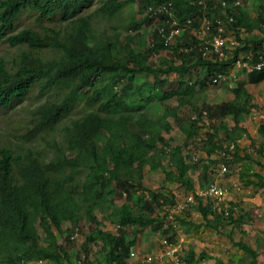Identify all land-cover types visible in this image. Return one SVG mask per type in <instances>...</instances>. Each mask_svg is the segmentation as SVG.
Wrapping results in <instances>:
<instances>
[{
  "label": "trees",
  "instance_id": "1",
  "mask_svg": "<svg viewBox=\"0 0 264 264\" xmlns=\"http://www.w3.org/2000/svg\"><path fill=\"white\" fill-rule=\"evenodd\" d=\"M157 1L166 0H140L145 6ZM167 1L173 2V15L182 25L190 17L195 26L200 11L208 8L206 16L225 18L236 28L238 38L242 28L248 33L258 28L261 35L241 37L243 43L230 57L219 54L205 57L200 40L192 34L189 43L195 45L197 53L192 64L187 63L189 53L183 49L173 61L155 62L150 48L138 50L100 36L99 21L108 15L119 17L125 9L123 0H107L93 12L86 9L94 0H0V45L9 47L6 50L9 56L0 58V119L2 124L5 122L3 130L0 129V264L69 262L74 239L63 227V221L70 218L77 222L86 216L99 224V212L117 224L116 231L97 228L88 238L102 240L108 264H127L126 246L135 241L129 236V226L156 227L164 217L154 214L155 209L176 202L173 195L152 190L146 184V160L161 165L162 158L170 156L176 171L167 173L192 186L188 174L191 163L182 148L166 150L170 144L159 133L160 128H168L165 114L159 110H127V98L121 94L124 80L133 84L138 73L150 72L157 77L196 67L207 73L201 80L205 76L211 78L217 72L228 71L240 54L248 51L255 56L245 57L244 61L258 62L260 41L264 40V6L254 23L241 4L223 6L218 0ZM233 7H239L235 16ZM167 46L159 41L153 49L158 51ZM246 72L251 83L264 80V65L247 68ZM167 80L163 78V83ZM192 83L187 91L174 90L164 93V97H179L185 102L184 96L194 92ZM37 88L41 94L57 90L60 96L24 106ZM239 98L206 107L211 119L215 115L234 118L233 128L222 122L216 125L210 121L208 126L203 122L209 128L204 137L206 152L211 155L226 150L237 160H254L264 166V160L239 152L236 140L245 130L241 120L250 112L246 102L241 103ZM22 105L21 114L17 107ZM199 123L190 119L183 126L192 136L200 131ZM60 127L62 134L58 135ZM221 128L235 144L233 147L216 139ZM159 142L165 146L164 150L157 148ZM51 151L54 157L48 159ZM87 167L90 172L82 179ZM107 182L113 183L121 194L124 189L127 201L117 204L102 193L100 187ZM148 191L151 197L147 196ZM137 192L136 205L149 214L134 212L129 199ZM191 205L218 231L233 222L232 209L226 215L202 200ZM169 237L176 240L172 234ZM238 243L252 254L251 263L257 264V250L243 241ZM84 250L88 254L86 245ZM201 257L206 256L202 253ZM199 259L195 250L190 249L185 262L193 264Z\"/></svg>",
  "mask_w": 264,
  "mask_h": 264
},
{
  "label": "rangeland",
  "instance_id": "2",
  "mask_svg": "<svg viewBox=\"0 0 264 264\" xmlns=\"http://www.w3.org/2000/svg\"><path fill=\"white\" fill-rule=\"evenodd\" d=\"M107 0H94L88 6L86 12H93ZM125 9L119 17L108 15L98 23L100 36L109 42L118 45L128 44L138 50L150 48L153 52L151 59L155 62H170L176 59V53L180 50L187 51L189 56L187 63L192 64L195 45L189 43L192 34L197 35L200 29L202 19L208 13V8L200 11V18L195 26H189L183 29L172 38L171 44L161 50L153 49L156 42L161 41L157 35L156 26L163 21L172 18L170 9H159L148 11L147 6L140 0H123ZM231 5V4H230ZM264 6V0H242L240 7L246 10L249 20L256 23L259 9ZM239 7H233L232 14L238 13ZM208 17V16H207ZM148 18H151L148 21ZM210 18V17H209ZM226 20V19H225ZM148 21V22H147ZM227 21V20H226ZM225 35L234 37L239 44H242L240 38H249L250 35H261L257 28L248 33L244 28L240 29V38L237 37L236 28L229 22L224 23ZM185 31V32H184ZM184 32V33H183ZM238 44V45H239ZM237 45V46H238ZM236 47H225L224 57H230ZM199 48V46H198ZM9 47L5 44L0 45V58L9 54L6 52ZM212 55V54H211ZM214 56V55H212ZM253 52H242L240 59L232 63L229 70L225 72V79L212 83L202 67L186 69L182 72H172L170 74H159L155 77L150 72L138 73L133 84H126L121 88V94L126 96L128 101L127 110L132 112H154L159 110L164 113L168 122V128H160L159 133L166 138L170 148L179 146L186 155L187 161L191 163L188 174L192 180V186L177 179L171 171H176V167L170 156L162 158L161 165L151 163L146 160L144 165V181L152 190L163 191L168 195H173L176 202L167 204L163 208H156L154 214L164 215V219H159L161 223L157 226L130 225L128 228L129 236L135 241L126 249L137 252L138 258L142 261L150 257L151 261L141 262L140 264H187L185 257L190 249L196 252V258L200 259L193 264H252V254L243 248L238 241H243L257 250V264H264V166L254 160H237L232 152L216 151L211 155L206 152L204 137L209 130L207 126L210 121L216 125L220 122L234 127V118L230 115H215L212 119L206 114L208 105L235 99L240 96L239 101L245 103L250 109L241 120V126L245 129L237 138L239 152L251 153L259 160H264V80L259 83H251L247 79V68L251 67L252 62L244 61L245 57L252 58ZM259 57L264 58V40L260 41ZM180 62V60H178ZM163 78L169 80L164 81ZM194 86V92L191 95L184 96L185 102H181L179 97H164V93L174 90L187 91L190 85ZM60 95L57 90H52L41 94L39 88L27 99L23 105L34 106L52 97L58 98ZM23 105L17 107L18 113H23ZM190 119L200 121V131L190 136L184 129L183 124H188ZM5 122L2 124L0 119V129L3 130ZM62 134V127L58 135ZM224 145L233 143L226 131L221 128L216 137ZM157 148L164 150L165 146L159 142ZM151 152V151H150ZM226 152V153H225ZM54 157L51 151L49 158ZM142 157L141 159H143ZM223 164L227 165V170H223ZM90 169L87 167L83 171L84 179ZM216 183L225 189L224 200H215L212 196L195 197L193 191L208 187L209 184ZM207 187L205 189H207ZM102 193L111 198L112 202L122 204L127 201V192L123 189L122 194L116 186L107 182L104 187H100ZM138 193L129 199L135 213L144 212L145 209L136 205L138 202ZM192 193V202L189 194ZM151 191H148V197H151ZM202 200L204 203L211 204L217 210L223 211L226 208L232 209L234 216L233 222L226 224L220 231L208 225L203 214L194 208L191 204H197ZM214 209V208H213ZM211 216V215H210ZM100 221L96 224L86 216L75 222L70 218L63 221V227L67 233L74 239V247L71 249L70 260L65 264H108L107 250L101 239L91 240L88 238L97 228L102 230L116 231L117 224L109 219L102 217V213H97ZM183 218V222L181 219ZM229 222V221H228ZM78 227V233L75 237L72 234ZM168 229L166 230V228ZM178 238V245L182 250L174 254L161 255L166 250L164 239L169 235ZM66 235V234H65ZM180 239V240H179ZM87 246V252L84 246ZM206 257L202 258L201 254ZM39 261L37 264H41ZM23 264V263H12Z\"/></svg>",
  "mask_w": 264,
  "mask_h": 264
},
{
  "label": "built area",
  "instance_id": "3",
  "mask_svg": "<svg viewBox=\"0 0 264 264\" xmlns=\"http://www.w3.org/2000/svg\"><path fill=\"white\" fill-rule=\"evenodd\" d=\"M221 2L222 5H227L230 2H232L233 4H240L241 0H219ZM172 5V2H160L155 4L154 6L151 5L149 7V9L155 10L156 8L159 9H170V6ZM233 17H231L232 19ZM167 22L170 23V26H167L165 24H161L160 26H158V34L160 35L161 40L166 43V44H171L172 42V38L180 31L181 27H180V21L177 18L172 17L171 19L167 20ZM193 24V19L192 18H188L186 25H192ZM217 24V32L214 33L213 32V26ZM224 21L221 18H218L215 21L208 19V18H204L201 28L198 30V37L203 40L202 45H201V50L203 52L204 55H207L209 53L212 52H218L220 54H222V48L224 46H227L228 43V38L224 35ZM231 45H235L237 44V41L235 39H232L230 41ZM264 65L263 61H259L255 64V67L261 68ZM224 78V75L222 73H218L215 77H213V81L214 82H218L221 79ZM227 165L223 164V170L226 171ZM207 187V186H206ZM205 187V188H206ZM202 188L199 189L200 192L198 190H196L195 192H193V199L196 196H200V197H208V196H212L215 200L218 201H223L224 200V192L225 189L223 187H221L220 185L216 184V183H211L209 184V186L207 187V189ZM189 199L191 200L190 202H192V193L189 194ZM225 213L229 214V209L226 208L225 209ZM78 233V227L76 228V230L74 231V233L72 234V237H75ZM180 240V239H179ZM164 244L166 245V250L164 253H161V255H166V254H174L176 252H178L179 250H182V247L178 246L179 248H176L175 245H178V242H173L170 241L168 238L164 239ZM149 262L151 261L150 257L144 258L142 261L138 258L137 256V252L132 250L130 252V256L128 259V264H140L141 262Z\"/></svg>",
  "mask_w": 264,
  "mask_h": 264
},
{
  "label": "clouds",
  "instance_id": "4",
  "mask_svg": "<svg viewBox=\"0 0 264 264\" xmlns=\"http://www.w3.org/2000/svg\"><path fill=\"white\" fill-rule=\"evenodd\" d=\"M160 2H169V1H157V2H153V3H150L148 6H147V9H148V11H152V9H149V7L151 6V5H155V4H157V3H160ZM172 2V1H171ZM218 2H220L219 0H218ZM241 3H242V0H241ZM240 3V4H241ZM220 4H221V2H220ZM229 4H231V6L232 5H239V4H233L232 2H230ZM172 5H173V2H172ZM172 5L170 6V11H171V14H172V17H174V18H177V17H175L174 15H173V12H172ZM222 5V4H221ZM228 5V4H227ZM227 5H225V6H227ZM224 6V5H223ZM205 18H208V19H211V20H213V21H215L216 22V20L218 19V18H221L223 21H224V23H226V22H228V21H226L225 20V18H223V17H217V19H213V18H209V17H207V16H204ZM231 17H233V16H230L229 18H230V20H234V17L231 19ZM190 18V17H189ZM198 18H200V20L202 19L201 18V15L198 17ZM178 19V18H177ZM188 19V18H187ZM187 19H186V21L184 22V25H182L181 24V22H180V27H181V29H180V31L181 30H183L185 27H189V26H192V25H189V26H187L186 25V22H187ZM193 19V18H192ZM204 19V18H203ZM203 19H202V22H203ZM179 20V19H178ZM180 21V20H179ZM194 22V21H193ZM202 22H201V25H202ZM161 24H165V25H167V26H170V23L169 22H166V21H163V22H160L157 26H156V31H157V35L159 36V38H160V35L158 34V26H160ZM200 28H201V26H200ZM224 28H225V25H224ZM217 24H215L214 26H213V32L214 33H216L217 32ZM179 31V32H180ZM179 32L177 33V36H178V34H179ZM224 35H225V29H224ZM197 38L200 40V50H201V45H202V42H203V40H201L199 37H198V30H197ZM226 36V35H225ZM227 38H228V43H227V46H224L223 48H222V54H220V53H218V52H212V53H209V54H207V55H204L203 54V52H202V50H201V52H202V54H203V56H205V57H212V55H214V54H219V55H223L224 54V48L225 47H236L238 44H239V42L237 41V39L236 38H234V37H229V36H226ZM232 39H235L236 41H237V44H235V45H231V43H230V41L232 40ZM160 40H161V38H160ZM162 41V40H161ZM163 42V41H162ZM166 44V43H165ZM168 45V44H167ZM212 54V55H211ZM259 61H263L264 62V60H263V58L261 57V59L259 60ZM258 61V62H259ZM257 63V62H256ZM256 63H253V64H251V67H248L249 69H251V68H253V67H255V64ZM258 68V67H257ZM218 73H222L223 75H224V78L223 79H225V72H217V73H215V74H213L212 76H211V82L212 83H216V82H214L213 81V77H215ZM223 79H221V80H223ZM220 80V81H221ZM219 82V81H218ZM235 144L233 143V146H234ZM232 146V147H233ZM196 191V190H195ZM195 191H193V192H195ZM197 197H200V196H197ZM209 197V196H208ZM214 207V206H213ZM215 208V207H214ZM216 209V208H215ZM224 212H225V210H223ZM230 209H229V214H230ZM226 214V213H225ZM229 214H226V215H229ZM163 217H164V215H163ZM77 227V226H76ZM167 238L170 240V241H173V242H178V238H176V240L175 239H171L169 236H167ZM130 252H131V250H130ZM130 252H129V256H130ZM129 256H128V258H127V264H128V259H129Z\"/></svg>",
  "mask_w": 264,
  "mask_h": 264
}]
</instances>
